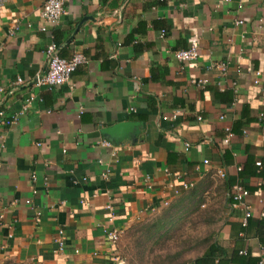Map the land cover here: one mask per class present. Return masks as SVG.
<instances>
[{
  "label": "crops",
  "instance_id": "1",
  "mask_svg": "<svg viewBox=\"0 0 264 264\" xmlns=\"http://www.w3.org/2000/svg\"><path fill=\"white\" fill-rule=\"evenodd\" d=\"M44 1L0 0V112L13 121L0 117V264H109L105 229L125 233L194 189L222 199L215 264H264V0H68L53 26ZM52 43L88 62L37 87ZM192 43L197 59L179 63ZM125 122L129 139L102 134Z\"/></svg>",
  "mask_w": 264,
  "mask_h": 264
},
{
  "label": "built area",
  "instance_id": "2",
  "mask_svg": "<svg viewBox=\"0 0 264 264\" xmlns=\"http://www.w3.org/2000/svg\"><path fill=\"white\" fill-rule=\"evenodd\" d=\"M68 0H45L40 17L44 24L48 26H53L59 23L61 20L62 16L65 14V5ZM242 21H236L237 25H240ZM44 29V28H43ZM161 35H164V31L161 32ZM45 54L47 57V70L46 72L38 76L35 80V86L37 87H47L48 89H51L53 87H59L63 86L66 84L70 83L71 75L72 73L80 66L87 64L88 59L80 53H75L69 58H64L60 56L58 47L55 43L50 44L46 50ZM174 57L179 63H185V62H190L194 61L198 57V46L196 43H192L188 49H183V50H178L174 53ZM261 75L260 72H256V80L255 83L258 82V78ZM206 81L201 80L198 81V85H203ZM22 84L21 79H17L15 82V85H20ZM35 97L31 96L28 100H34ZM179 112H174L171 115L172 120H176L178 117ZM0 117H1V123L2 125H10L13 121L12 119H7L3 112H0ZM164 119H167V117H164ZM200 119V118H198ZM233 134L229 129H226V136L224 139L225 143H228L231 139ZM262 140L264 141V133L262 136ZM102 147H110L111 144L108 141H102L100 143ZM186 150L189 148V144H185ZM207 163V161H205ZM255 166L257 167V174L260 173L262 169V163L260 160L256 161ZM220 177H224V174L222 172H219ZM190 185H184V189H188ZM35 193V192H34ZM230 198L232 200L231 202V207L236 209L239 206L244 209V219H243V225L245 226L247 223V220L252 216V209L250 206L246 204V198L249 195L248 190L243 187L241 184H234L231 187V191L229 193ZM26 204L31 205V200H26ZM109 212L110 216L108 217L109 220H113L114 218V213H113V208L111 205H107L105 207ZM260 217H264V212L260 213ZM104 232L106 233V237L108 241L111 243V245L116 248L117 242L119 241L120 237L122 236V231L113 228V229H105ZM54 244L56 245L55 252L56 253H61L64 249L65 246V237L63 234L62 230H59L57 232V236L54 239ZM116 251V250H115ZM115 251L112 252L111 258H110V263L109 264H119L117 263L118 260L115 256Z\"/></svg>",
  "mask_w": 264,
  "mask_h": 264
},
{
  "label": "trees",
  "instance_id": "3",
  "mask_svg": "<svg viewBox=\"0 0 264 264\" xmlns=\"http://www.w3.org/2000/svg\"><path fill=\"white\" fill-rule=\"evenodd\" d=\"M256 171L257 167L255 174L259 175L263 169L259 174ZM198 194L199 190L194 189L176 197L155 218L139 222L126 231L125 239L128 244L131 243L135 251L136 264H215L217 253H222V249L214 241L213 233L196 243V247L202 246L204 251L194 259H187L186 254L194 250L195 247L186 248L184 241L179 244L174 243L173 246L169 242L171 239H175L173 236H176L174 232L181 219V214L200 202V197L197 198ZM214 220L206 219V222L213 223L216 221ZM172 234L174 235L172 236ZM119 242H117V246ZM168 242L169 244H167Z\"/></svg>",
  "mask_w": 264,
  "mask_h": 264
},
{
  "label": "rangeland",
  "instance_id": "4",
  "mask_svg": "<svg viewBox=\"0 0 264 264\" xmlns=\"http://www.w3.org/2000/svg\"><path fill=\"white\" fill-rule=\"evenodd\" d=\"M205 198L206 196L202 195V197L200 198V202L197 205L192 208H188L187 211H184L181 214V219L180 221H178L177 228L174 232L176 236H173L174 234H172L173 238L175 237V239H171L169 241L171 246H173L174 243L179 244L184 241V246L186 248L195 247L194 250L189 251L188 254H186L187 259H194L199 256L202 251H204V248L202 246H199L197 248L196 243L208 237L209 234L214 233L218 226L217 221L214 220L215 222L208 223L206 222V219H215L217 217L222 199L219 196L213 197L212 195H207L206 200ZM159 214L160 212L154 215V217L140 222L149 221ZM125 233H122V236L120 237L121 240L119 239L120 242L118 246H116L117 250L115 251V256L118 260L117 263L136 264L135 251L131 243L128 244V242L126 241ZM169 242L167 244H169ZM166 246L168 247L169 245Z\"/></svg>",
  "mask_w": 264,
  "mask_h": 264
},
{
  "label": "water",
  "instance_id": "5",
  "mask_svg": "<svg viewBox=\"0 0 264 264\" xmlns=\"http://www.w3.org/2000/svg\"><path fill=\"white\" fill-rule=\"evenodd\" d=\"M136 126L137 124L132 122L118 123L110 128L103 129L102 134L108 136L115 142L123 141L125 139H129V134Z\"/></svg>",
  "mask_w": 264,
  "mask_h": 264
}]
</instances>
